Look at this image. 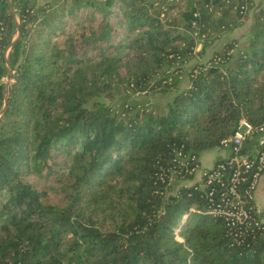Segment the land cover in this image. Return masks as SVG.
I'll return each instance as SVG.
<instances>
[{"label":"trees","instance_id":"obj_1","mask_svg":"<svg viewBox=\"0 0 264 264\" xmlns=\"http://www.w3.org/2000/svg\"><path fill=\"white\" fill-rule=\"evenodd\" d=\"M211 3L221 6L0 0L1 43L11 46L13 73L8 96L0 86V111L8 102L0 116V264H264V211L257 213L254 199L244 198L248 215L228 225L216 214L224 187L214 184L209 197L203 182L180 184L194 174L161 177L178 166L180 151L220 148L242 118L264 123V9L233 70L191 71V86L178 92L184 65L198 54L194 12L218 33L213 40L226 18H237L232 6L222 17L209 13ZM84 9L103 20L94 26ZM235 47L215 56L224 65ZM8 70L3 64L1 75ZM117 82L149 95L178 93L157 111L112 107L102 99L113 97ZM245 177L243 195L252 173ZM36 179L57 183L61 201Z\"/></svg>","mask_w":264,"mask_h":264},{"label":"built area","instance_id":"obj_2","mask_svg":"<svg viewBox=\"0 0 264 264\" xmlns=\"http://www.w3.org/2000/svg\"><path fill=\"white\" fill-rule=\"evenodd\" d=\"M219 2L221 3L220 8L219 6L214 7L212 3L208 5L209 13H212L216 17H222L225 9L232 6L233 11L237 14V18H226L222 22L220 29L225 32L235 25L234 22L236 20L241 19L244 14L249 13L255 6V0H219ZM166 12L167 10L164 9L161 16L164 17ZM201 16L200 11H195L193 14V35L195 44L197 42L199 46H206L213 41L218 33L211 27H208L206 23H201ZM262 20H264V17H262ZM17 21L19 22V18ZM1 39L0 33V71L11 51V46H4L1 43ZM195 44L194 51L197 54L199 53L197 51L199 49L195 48ZM212 61L215 64L223 65L221 56H215ZM206 68H208V64L197 65L192 71L197 75ZM4 84H6L5 75H1L0 73V86ZM220 147L230 150V155L217 163L213 168L203 171L200 182L204 183L203 186L209 187V197H213L216 193L214 184H218L220 187L226 189L220 193L224 206L221 207L220 204V207L216 209V214H222L228 225H236L242 222L248 215L244 198L254 199L255 191L264 173V123L256 126L246 118H242L237 130L224 138ZM174 161L178 166H169L166 169L167 172L161 173L162 179H168L169 182H173L183 172L196 175L199 170L200 163L199 155L197 154H186L180 151ZM227 169H232L230 183H226L224 180V172ZM249 172L252 173V182L249 188L245 189L243 195L240 193L239 185L245 181V175ZM257 213L260 214L261 212L257 210ZM256 223L258 224L259 222Z\"/></svg>","mask_w":264,"mask_h":264},{"label":"rangeland","instance_id":"obj_3","mask_svg":"<svg viewBox=\"0 0 264 264\" xmlns=\"http://www.w3.org/2000/svg\"><path fill=\"white\" fill-rule=\"evenodd\" d=\"M52 1H54V0H52ZM52 1H49V2H52ZM71 1H73V0H70V2ZM93 1H102V0H93ZM188 1L190 3V0H184V3H187ZM154 5H155V10L161 9L160 4L158 2H156ZM185 5H187V4H185ZM184 7L186 8L187 6H184ZM263 8H264L263 5L262 6L259 5L256 9L254 8L253 12L255 13V22L257 21V16L259 15L260 11ZM80 15H82V16L89 15L90 16L89 20H90V22H92V24L94 26L98 25L103 20V16H101V15L99 16V15H96L93 13L90 15L87 13L86 9H84ZM161 15H163V13ZM97 21H98V24H97ZM120 30H123V28L122 29L120 28ZM253 31H254V28H253ZM220 39H221V35L217 39L211 41L210 44H207V46H199L196 42L195 48L199 49V50H197L199 53L195 57H193L188 63H186L184 65V71H183L182 78L180 79V82H179V91L178 92L183 91L184 89L191 86V84H190L191 80L189 77V73L192 70H194L197 65L208 64V67L212 66V65H219L221 67V64H215L212 61L213 58H215V51H217V50L221 51V46H219L221 44L217 43V41ZM219 43H221V41H219ZM246 45L247 44H244V46H246ZM215 48H220V49H215ZM5 78H6V81H8V71L5 73ZM117 85L119 86V88H118L119 90L118 91L113 90L114 95L112 98L104 96L102 99L107 104L111 105L112 107H122L124 104H127V105L136 106L138 108H143V109L148 108V109L157 111V110L161 109L162 107L167 106L168 103L172 102L175 95L178 93V92H170V93H165V94L155 93V94L149 95L145 92L138 93L134 90H130L124 84L121 85L118 82H117ZM226 151L230 155V153H231L230 150H226ZM219 153H221V147L218 148L217 150L214 149V150L204 151L201 154L202 166L203 165L206 167L211 166L214 158L217 155H219ZM212 157H213V159H212ZM202 171H203V168L200 167L198 170V173H201ZM29 178H31V177H29ZM31 179H33V178H31ZM199 179L198 178L196 179V177H194L193 179H190V180L181 181L180 184L184 183L186 185H193L195 183L200 182L201 178H199ZM35 181H37L38 183H40L41 185L45 186L48 189V193H49L50 198L52 199L53 202L58 203L61 201L62 193L60 192V190L58 188L54 187L57 185V183H55L54 181L48 182L46 179H39V180L36 179ZM180 184H176L173 187L172 191L177 189L180 186ZM52 185H54V186H52ZM257 188L259 189V186ZM258 192H260V191H258ZM255 193H256V191H255ZM254 199H256V194L254 196ZM255 202L257 203L256 204L257 210L262 213V211H264V209L261 210V208L259 206H264V190L261 191L260 193H258L257 201L255 200Z\"/></svg>","mask_w":264,"mask_h":264},{"label":"crops","instance_id":"obj_4","mask_svg":"<svg viewBox=\"0 0 264 264\" xmlns=\"http://www.w3.org/2000/svg\"><path fill=\"white\" fill-rule=\"evenodd\" d=\"M49 1H52V0H37V5H42V4L47 3ZM255 4L256 5L251 9V11L249 12L248 18L246 20H244V21H242L243 19L236 20L234 22L235 23L234 28L231 31L221 33V39L217 41L218 44H221V45H219V46H221V50L224 49V47L230 43H234V42L236 43V47L233 50V57L230 60V62H228L224 65H221L222 70L226 73H228L230 70H233L235 68L237 61H238V58L241 55V53L244 51H247L246 46H244V44H247L250 41V39L254 36L255 31H253V28H254L256 22H255V13L253 12V10H254V8L256 9L259 5L264 6V0H255ZM15 15H16V18L18 19L19 17H18L17 12L15 13ZM18 35H19V33L17 31L14 35V39H16L18 37ZM219 41H221V43H219ZM215 49H220V48H215ZM190 84H192V81L190 82ZM214 149L217 150L218 148H213V149H209V150H214ZM209 150H205V151H209ZM226 150H228V149L221 147V153H219V155H217L214 158L213 163L209 167H206L204 165L202 166L201 154L204 152V151H202L199 154V163H200L199 168L202 167L203 171L213 168L217 164L219 159H225L226 157L229 156V154L227 153ZM212 159H213V157H212ZM202 172L198 173V171H197L198 174L196 173V175H195L196 179L201 178ZM258 186H259V189L257 188L256 193H255L256 194V199H255L256 201H257L258 193H260L261 191L264 190V173L260 179ZM258 191H260V192H258ZM259 207L261 208V210L264 209V206H259Z\"/></svg>","mask_w":264,"mask_h":264},{"label":"water","instance_id":"obj_5","mask_svg":"<svg viewBox=\"0 0 264 264\" xmlns=\"http://www.w3.org/2000/svg\"><path fill=\"white\" fill-rule=\"evenodd\" d=\"M11 3V2H10ZM13 7V6H12ZM13 9V8H12ZM14 11V9H13ZM16 16V15H15ZM17 20V19H16ZM17 29L18 31H20V26H19V22L17 21ZM20 36V33L18 35V37L16 39L13 40V43L12 45L14 44V42L19 38ZM6 64H7V67L9 69L8 71V81H6V84H5V91H6V96H8L9 92H10V89H11V82H12V69H11V66L8 62V58L6 59ZM8 106V102H7V97H6V101H5V106L3 107V109L0 111V116L4 113V111L6 110Z\"/></svg>","mask_w":264,"mask_h":264}]
</instances>
